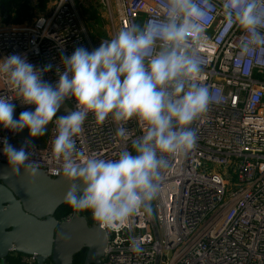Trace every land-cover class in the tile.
<instances>
[{
    "label": "clouds",
    "instance_id": "9594fccd",
    "mask_svg": "<svg viewBox=\"0 0 264 264\" xmlns=\"http://www.w3.org/2000/svg\"><path fill=\"white\" fill-rule=\"evenodd\" d=\"M210 3L165 0L164 18L157 26L133 24L91 51L79 46L70 56L61 53L55 84L43 78L52 70L50 63L37 68L21 53L0 60V77L14 93L0 95V126L13 133L28 130L19 148L3 138L5 175L40 174L39 163L30 162L34 157L30 149L55 121L52 153L67 180L65 200L70 206L77 212L90 211L99 228L108 232L151 214L173 161L196 147L194 124L220 99L218 90L203 82L196 55L216 20ZM221 7L224 30L242 33L236 63H246L258 46H264V0H222ZM44 23L38 21L37 27ZM14 100L27 106L18 118ZM70 100L74 107L67 108ZM62 108L65 114L57 116ZM89 114L101 125L111 119L123 140L128 139L126 126L133 120L142 135L132 141V151H122L117 159L78 161L82 153L76 137ZM132 250L140 253L142 248L133 244Z\"/></svg>",
    "mask_w": 264,
    "mask_h": 264
},
{
    "label": "built area",
    "instance_id": "2783aa9c",
    "mask_svg": "<svg viewBox=\"0 0 264 264\" xmlns=\"http://www.w3.org/2000/svg\"><path fill=\"white\" fill-rule=\"evenodd\" d=\"M99 1L111 13L109 0ZM80 2L54 0L30 25L0 23V60L21 53L37 68L50 63L52 70L43 78L55 84L61 53L70 56L79 46L91 51L123 28L155 27L164 18L165 0H114L115 26L107 37H92L77 11ZM221 4L222 0H211L216 20L196 53L203 82L218 90L219 102L194 124L196 147L173 161L152 213L134 217L118 232L105 230L100 264H264V79L258 77L264 75V46H258L246 63L237 64L242 33L224 30ZM40 20L45 23L37 27ZM2 94L14 96L0 77ZM13 102L19 113L27 107ZM67 105L72 108L74 102ZM126 127L129 136L123 140L111 119L101 125L89 114L76 137L82 153L76 159H117L122 151H132V141L142 131L134 120ZM56 134L53 121L41 137L42 147L30 149L34 153L30 162H38L50 176L63 174L52 153ZM5 137L15 145L17 133L0 126V162L7 163L2 152ZM133 244L142 251L134 252ZM20 260L36 264L35 255L20 254Z\"/></svg>",
    "mask_w": 264,
    "mask_h": 264
},
{
    "label": "water",
    "instance_id": "95a60500",
    "mask_svg": "<svg viewBox=\"0 0 264 264\" xmlns=\"http://www.w3.org/2000/svg\"><path fill=\"white\" fill-rule=\"evenodd\" d=\"M66 107L70 108L67 103ZM64 108L57 116L63 115ZM16 118L19 112L15 111ZM49 127V126H48ZM28 130L17 133L20 147ZM35 146L42 147L41 137ZM8 163L0 162V260L16 254L35 255L36 264H73V257L86 248L85 264H100L106 245V232L93 219L77 211L58 219L57 209L67 203V180L63 174L50 176L39 168L35 177L5 175Z\"/></svg>",
    "mask_w": 264,
    "mask_h": 264
},
{
    "label": "rangeland",
    "instance_id": "374dc122",
    "mask_svg": "<svg viewBox=\"0 0 264 264\" xmlns=\"http://www.w3.org/2000/svg\"><path fill=\"white\" fill-rule=\"evenodd\" d=\"M54 0H0V23L5 25H30L41 14L47 12ZM76 8L88 33L92 37H107L116 24L114 0L108 7L99 0H79ZM78 2V1H77Z\"/></svg>",
    "mask_w": 264,
    "mask_h": 264
},
{
    "label": "trees",
    "instance_id": "16d2710c",
    "mask_svg": "<svg viewBox=\"0 0 264 264\" xmlns=\"http://www.w3.org/2000/svg\"><path fill=\"white\" fill-rule=\"evenodd\" d=\"M259 78L264 79V75L258 76ZM76 211L72 206H70L68 203H63L56 211L55 216L58 219L64 218L68 215H70L72 212ZM81 215L86 216L89 223L93 222V217L91 215L90 211H79L78 212ZM85 254H86V248L81 249L78 253H76L73 257V264H85ZM7 264H25L21 262L20 260V254H12L7 257ZM45 264H53L51 260H47Z\"/></svg>",
    "mask_w": 264,
    "mask_h": 264
}]
</instances>
